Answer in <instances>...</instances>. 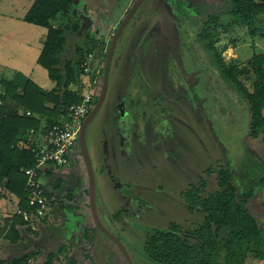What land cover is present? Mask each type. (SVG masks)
<instances>
[{"label": "rangeland", "instance_id": "1", "mask_svg": "<svg viewBox=\"0 0 264 264\" xmlns=\"http://www.w3.org/2000/svg\"><path fill=\"white\" fill-rule=\"evenodd\" d=\"M32 1L0 0V79H10L15 72H21L47 90L52 83L36 64L46 29L23 19ZM134 1L73 0L75 14H71V19L79 26L77 35L107 45ZM202 2L219 4L217 0L141 2L118 39L105 98L86 132L99 219L125 246L133 264H150L142 254L147 232L165 229L173 222L185 234L201 225V215L187 211L181 193L193 183L199 185L200 179L207 183L205 191H215L216 175L213 172L208 175L206 169L230 162L234 156L228 158L224 147L232 146L238 139L245 142L246 116L240 103L233 98V92L223 88L212 70L207 76L208 87L200 84V76L206 70L202 66L207 63L196 40L200 32L198 24L202 21L198 18L202 12L196 7ZM64 20L58 17L52 25L57 26ZM237 40L236 48L229 47L223 52L225 59L244 62L254 53L264 51V37H250L241 32ZM102 66V61L94 63L98 70ZM101 81V77L95 80L96 95ZM128 91L131 92L129 99L147 100L140 104L141 111L150 109L153 113L154 121L149 125L151 134L147 136L141 124L144 125L148 116L144 119L145 114L141 112L136 127L130 109L124 104L125 100L127 105ZM145 93H150L151 100ZM115 113L126 114L123 118L126 128L114 121ZM129 132L133 140L130 152L124 142L125 138L129 139ZM75 148L79 151L75 161L79 163L71 164L70 182L67 181L79 189L71 192L69 200L65 198L63 187L60 200L55 201L52 212L36 234L30 231L22 243L14 246L4 240L0 250L5 258L24 249L46 255L60 246L64 247L60 258L71 256L76 247L82 253L88 250L92 255L87 257L85 264H103L104 261L115 264L113 253L123 258L117 246L94 229L88 203L77 204L82 199L87 201L88 197L82 195L85 185L81 186L78 179V173L86 175L79 144ZM248 150L252 158L264 162V145L253 143ZM103 162L104 172L100 170ZM112 177L119 179V193L111 189ZM87 184L86 181V188ZM10 202L0 200V222L2 212L15 211L16 207ZM248 205L256 218L264 221V188L255 189ZM118 212L119 218H114ZM86 225L91 229L88 233L95 234L93 243L84 242ZM191 239L195 241L193 236ZM69 252L71 254L66 255ZM246 264L259 262L249 257Z\"/></svg>", "mask_w": 264, "mask_h": 264}, {"label": "trees", "instance_id": "2", "mask_svg": "<svg viewBox=\"0 0 264 264\" xmlns=\"http://www.w3.org/2000/svg\"><path fill=\"white\" fill-rule=\"evenodd\" d=\"M217 1L219 4L202 2L196 7L202 12L198 17L202 21L198 24L200 32L196 34V40L207 60L202 66L205 72L197 75L201 74L200 84L208 87L207 76L212 70L223 88L233 92V98L240 103L246 116L245 142L238 139L226 148L224 144L228 158L234 156L232 160L206 169L208 175L212 172L216 175L215 191H205L207 183L200 179L199 185L193 183L181 193L187 211L202 217V223L196 230L184 234L179 225L172 222L165 229L146 233L142 254L150 264H246L249 257L264 264V221L258 220L248 205L255 189L264 188V162L252 158L248 152L250 144L264 145V51L254 53L244 62L223 56L229 47L236 48L241 32L250 37H264V0ZM73 6V0H33L23 17L26 22L46 29L36 64L46 72L52 87L45 90L21 72H15L10 79H0V200L11 201L23 210L35 209L27 199V177L24 174L26 168L35 165L31 149L44 140L51 127L61 123L69 106L81 102L86 87L103 76L109 43L106 45L77 35L79 26L71 19V14H75ZM58 17L67 19L57 26L52 25ZM223 38L227 39L226 42L222 41ZM89 55L92 56L91 61H88ZM98 60L103 62L99 70L94 67ZM86 61L89 66L87 73L82 68V63ZM101 86L102 81L97 95L93 97V105ZM148 95L151 100L150 93ZM146 110L145 114L151 112ZM73 160L72 155L69 164ZM53 167L49 165L43 167L44 171L43 168L38 170V180L45 194L53 198L44 216H36L30 223L11 212L9 218L1 219L0 240L16 243L22 238L21 230L26 233L36 231V234L52 212L55 201L60 200L63 187L65 198L69 200L71 192L79 189L62 178L47 181L44 175L60 171ZM48 168H51L50 171H47ZM84 194L89 198L88 187ZM78 203L86 205L88 200L84 202L82 199ZM63 206L65 208L66 205ZM119 215L120 212L114 218H119ZM90 230L89 226L84 227L85 243L95 240V234L88 233ZM63 249L60 246L50 253L43 263L51 264L58 256L57 260H64L67 264H82L84 258L90 257L88 250L82 253L76 247V253L60 258ZM77 253L83 255L81 260L76 258ZM36 256L34 251L24 249L7 261L0 260V264H40L34 259Z\"/></svg>", "mask_w": 264, "mask_h": 264}, {"label": "built area", "instance_id": "3", "mask_svg": "<svg viewBox=\"0 0 264 264\" xmlns=\"http://www.w3.org/2000/svg\"><path fill=\"white\" fill-rule=\"evenodd\" d=\"M88 61L92 56H88ZM85 73L88 72V62L82 63ZM95 81L88 87L80 103L69 106L67 115L60 124L54 125L47 131L44 140H40L36 147L31 149L35 165L32 168H26L24 174L26 179V192L29 205L35 207L34 210H23L15 208V214L23 218L24 221L33 223L35 217H42L46 208L51 206L53 198L45 194V190L38 180V170L49 165L57 170H64L69 165L70 157L75 151V146L79 138V131L84 119L90 113L93 107V97L96 90L93 87ZM31 133V132H30ZM44 136V135H42ZM31 139V138H28ZM79 152V151H78ZM45 169L43 168V171ZM31 263V261H29ZM45 264V263H42ZM51 264H67L64 260H55Z\"/></svg>", "mask_w": 264, "mask_h": 264}, {"label": "water", "instance_id": "4", "mask_svg": "<svg viewBox=\"0 0 264 264\" xmlns=\"http://www.w3.org/2000/svg\"><path fill=\"white\" fill-rule=\"evenodd\" d=\"M142 1L143 0L134 1V3L132 4L130 9L127 11L126 15L124 16V18L121 20V22L115 29V32L111 36L109 47H108L107 54H106L105 64H104L101 91H100L99 97L95 105H93L92 110L90 111V113L86 116V118L83 121L81 129L79 131V138H78L80 153L82 155V158L85 164L87 177H88V189H89L88 208H89L95 229L103 233L107 238H109L117 246V248L124 255L128 264H133L128 252L124 248L123 244L119 241V239H117L113 234L110 233V231L106 227H104V225L101 223L99 216H98V212L96 209V202H95V180H94L93 170H92L90 159H89L88 152H87L85 132H86L88 125L93 121L95 115L100 109V106L105 98V94L107 91V85H108L110 63H111L112 55L116 47V44L118 42V39L120 38L123 29L127 25L130 18H132V16L135 14L136 10L138 9Z\"/></svg>", "mask_w": 264, "mask_h": 264}, {"label": "crops", "instance_id": "5", "mask_svg": "<svg viewBox=\"0 0 264 264\" xmlns=\"http://www.w3.org/2000/svg\"><path fill=\"white\" fill-rule=\"evenodd\" d=\"M92 123H90V125H91ZM89 125V126H90ZM145 129V128H144ZM148 129V130H147ZM144 133L146 134V136L150 133L151 134V131H150V129H149V124H147V126H146V129H145V131H144ZM108 138V137H107ZM73 158H74V160H77L78 159V157H77V151H75L74 152V154H73ZM101 159V158H100ZM73 160V161H74ZM78 161H75V162H71L69 165H68V167H66L64 170V172H60V171H56V172H53V174H47V175H44V178H46V180L47 181H54L55 180V178H62L65 182H70V175H69V172L72 170L71 168H70V166L72 167V165H74L73 163H77ZM79 163V162H78ZM72 164V165H71ZM104 166H105V164H104V162L103 163H101V171H103L102 170V168H104ZM50 169L51 168H48L47 169V171H50ZM111 169V168H110ZM69 171V172H68ZM80 172H81V169H80ZM104 172V171H103ZM50 173V172H49ZM63 174V176H61ZM64 175H66V177H64ZM83 175V174H82ZM81 174H79L78 173V179H80V182L82 183V185L81 186H83V184L85 185L84 187H82V189L84 190V189H86V181H87V183H88V177H87V173H86V175H83L82 176ZM70 176V177H69ZM68 180V181H67ZM111 182H110V185H111V189H113L114 191H118V193H119V189H118V185H119V179L117 178V177H112V179L110 180ZM68 182V183H69ZM87 186H88V184H87ZM15 207H16V205H14ZM10 212V214H12L11 213V211H9ZM10 214L7 212V213H5V212H2V218H5V217H10ZM18 227V226H17ZM20 227V226H19ZM22 228V227H21ZM22 231V238L21 239H18V241L16 242V243H10L8 240V245H12V246H14V245H19L20 243H22L21 241L23 240V239H26V237H25V235H27V234H29V233H26L24 230H21ZM3 239H1L0 240V246L2 245L3 246ZM5 247V246H4ZM5 248H7V247H5ZM2 251L3 250H0V260H4V261H7L8 259H10V258H13V257H15V256H17V255H19L20 253H22L23 251H20V252H18L16 255H12L11 257H7V258H5V256L3 255V253H2ZM49 254L50 253H47L46 255H37L36 257H34V259L36 260V261H38V262H40V264L41 263H43V262H45V261H47V259H48V256H49ZM71 253L69 252V253H67L66 255H70ZM74 254V253H73ZM92 255V254H91ZM90 255V256H91ZM113 256H114V263L115 264H128V263H125L126 261V259H124V256H123V258H122V256L121 257H118L117 256V254H115V253H113ZM77 257L79 258L78 260H81L82 259V256H80V255H77ZM32 259V258H31ZM29 260V261H32V260ZM87 258H84V260H83V263L82 264H85V263H88V261L86 260ZM55 260H57V258H55ZM54 260V261H55ZM106 260V259H105ZM93 263V262H92ZM95 264H96V262H95ZM103 264H107L106 263V261H104V263Z\"/></svg>", "mask_w": 264, "mask_h": 264}, {"label": "flooded vegetation", "instance_id": "6", "mask_svg": "<svg viewBox=\"0 0 264 264\" xmlns=\"http://www.w3.org/2000/svg\"><path fill=\"white\" fill-rule=\"evenodd\" d=\"M126 15V13L124 14V16ZM124 18V17H123ZM122 18V19H123ZM121 19V20H122ZM121 20H120V22H121ZM119 22V23H120ZM118 23V24H119ZM118 26V25H117ZM117 28V27H116ZM115 32V31H114ZM147 91V90H146ZM144 92L145 91H143L142 92V94H144ZM142 94H141V97H142ZM146 95H148L147 93H145ZM130 95H131V92L130 91H128V93H127V96H128V100H127V105H126V101L124 100V104H125V106H127V108H129L130 109V111H131V114H132V116H133V121H135V124H136V127H137V125H139V122H140V118H141V112H143V115L146 113L145 111V109L144 110H142L141 111V109H140V104H145L146 102H147V100L146 99H144V98H135V99H129L130 98ZM137 96V95H136ZM120 105V104H119ZM126 115V114H125ZM124 114L123 115H121L120 113H115V117H114V121H116V123L117 124H119V125H123L124 124V128H126L127 126H125V123H124V120H123V118H124V116H125ZM138 116H139V118H138ZM148 116V118L146 119V117ZM144 119H146L145 120V122H144V125H143V123L141 124L142 125V127H144L145 129H146V126H147V124H149V125H152V123H153V121H154V118H153V113L152 112H148V114H145L144 115V117H143ZM155 124H157V122L155 123ZM90 125V124H89ZM89 125H88V127H89ZM88 127H87V129H88ZM141 127V129L143 130V131H145V129L144 128H142ZM87 129H86V132H87ZM119 130H120V126H118L117 127V130H115V132L118 134V132H119ZM86 132H85V136H86ZM141 132V131H140ZM139 132V133H140ZM131 132H129V134H128V136H129V139L128 138H125L126 139V141H125V139H124V142L126 143V147H127V150L130 152V147H131V142L133 141L132 140V137H130V134ZM138 133V134H139ZM127 137V136H126ZM86 138V137H85ZM132 140V141H131ZM79 153V152H78ZM80 252V251H79ZM74 253H76V252H74ZM77 255H80L79 253H77ZM81 256V255H80ZM83 256V255H82Z\"/></svg>", "mask_w": 264, "mask_h": 264}, {"label": "bare ground", "instance_id": "7", "mask_svg": "<svg viewBox=\"0 0 264 264\" xmlns=\"http://www.w3.org/2000/svg\"><path fill=\"white\" fill-rule=\"evenodd\" d=\"M231 52V51H230Z\"/></svg>", "mask_w": 264, "mask_h": 264}]
</instances>
